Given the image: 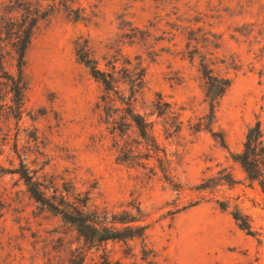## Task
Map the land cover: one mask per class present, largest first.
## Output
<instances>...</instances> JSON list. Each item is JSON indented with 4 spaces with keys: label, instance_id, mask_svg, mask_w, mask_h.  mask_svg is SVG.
I'll return each mask as SVG.
<instances>
[{
    "label": "rangeland",
    "instance_id": "1",
    "mask_svg": "<svg viewBox=\"0 0 264 264\" xmlns=\"http://www.w3.org/2000/svg\"><path fill=\"white\" fill-rule=\"evenodd\" d=\"M25 5L47 16L20 75ZM205 70L232 81L212 116ZM257 121L264 135V0H0V264H264V191L234 159ZM23 166L52 200L87 197L110 223L139 206L144 237L87 240L32 196ZM225 174L232 187L197 189Z\"/></svg>",
    "mask_w": 264,
    "mask_h": 264
},
{
    "label": "trees",
    "instance_id": "2",
    "mask_svg": "<svg viewBox=\"0 0 264 264\" xmlns=\"http://www.w3.org/2000/svg\"><path fill=\"white\" fill-rule=\"evenodd\" d=\"M24 14L22 15L21 23H18V36L17 40L13 42L14 51L17 59V66L20 75L26 65V52L31 44L34 29L39 20L47 16L46 11L42 8L25 5ZM14 22L11 21V24ZM76 55L78 60L90 69L94 78L101 81L105 88L111 90L114 86V74L107 72L98 67V61L93 56L92 51L86 44L75 42ZM115 67V66H114ZM138 85L141 84L143 75H140ZM204 78L207 80V98L211 106V116L213 114L215 104L226 90L231 86V79L212 74L211 70H205ZM12 82V90L18 103L22 100L23 85L14 77L9 78ZM138 80V79H137ZM131 115V114H130ZM132 119L137 125L140 134L143 137L148 135V123L145 119L132 113ZM237 161L248 175L252 182H257L259 187L264 191V135L261 128L260 121H257L253 126L248 129L244 149L242 152L234 156ZM21 178L24 179L32 196L38 201L47 205L52 211L60 214L62 218L75 225L80 234L89 241L103 242L106 240H128L134 238H143L147 230V225L143 224V212L139 206H134L132 212H123L122 214H115L113 221L108 222V215L99 211H84L83 208L87 207L88 198L83 200L79 198L81 207L67 201L65 198L55 201L48 197L41 189L40 184L36 182L27 168L23 166L21 170H17ZM236 180L232 176L225 174L224 176L208 179L206 182L200 184L197 189H208L220 184L233 186ZM55 197V196H53ZM222 209L228 208L227 202H219ZM234 219L241 229L246 230L248 233H254L249 217L238 208L232 213ZM117 224L120 227L116 226ZM82 256L75 255L71 262L75 264L82 263Z\"/></svg>",
    "mask_w": 264,
    "mask_h": 264
}]
</instances>
